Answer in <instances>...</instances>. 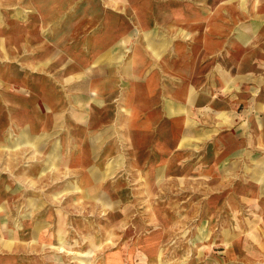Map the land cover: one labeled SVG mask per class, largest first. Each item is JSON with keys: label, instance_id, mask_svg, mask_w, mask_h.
Returning <instances> with one entry per match:
<instances>
[{"label": "rangeland", "instance_id": "rangeland-1", "mask_svg": "<svg viewBox=\"0 0 264 264\" xmlns=\"http://www.w3.org/2000/svg\"><path fill=\"white\" fill-rule=\"evenodd\" d=\"M104 6L0 0V264H264V0Z\"/></svg>", "mask_w": 264, "mask_h": 264}, {"label": "crops", "instance_id": "crops-1", "mask_svg": "<svg viewBox=\"0 0 264 264\" xmlns=\"http://www.w3.org/2000/svg\"><path fill=\"white\" fill-rule=\"evenodd\" d=\"M64 1L89 2L91 0H64ZM95 1H97V0H95ZM162 1H164V0H101V2H103L106 5V6H104V7H106L105 9H107L108 11L118 13L121 18L134 20L135 24H138L140 26H142L143 23H146V19L154 17L155 8L157 6V3L162 2ZM147 34L149 35L148 41H147V48L154 57L159 58L160 55H159L158 51L162 50L164 45L163 44H157V42L154 40V38H152V35H151L152 33H147ZM219 73H220L221 81L224 84L223 87H225L227 89V87H229V85L232 83V81L229 78L228 74H225L223 71H220ZM260 85H264V81ZM190 95H191V91H187L186 97L182 98L183 101L179 102L178 108L185 109L187 106L193 107V106H196L198 103L205 102L206 96H202L201 98H200V96H198L197 97V104H195L196 96H195L194 92L192 93V95H194L193 100H191ZM213 104H217L215 99H213ZM257 105H258V107H260L261 111L264 112V100H263V102L262 101L259 102ZM172 113H174V112H171L170 116L173 119L180 120L181 113H179V114H177V112H176V114H172ZM187 118H188V122H176L178 127H182V126L189 127V125L191 124L189 122V116ZM190 120H191V117H190ZM188 140H189L188 136L185 135L177 148H181V147L186 146Z\"/></svg>", "mask_w": 264, "mask_h": 264}]
</instances>
